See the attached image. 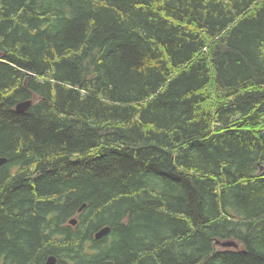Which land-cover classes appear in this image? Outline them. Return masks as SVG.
<instances>
[{"label":"trees","instance_id":"obj_1","mask_svg":"<svg viewBox=\"0 0 264 264\" xmlns=\"http://www.w3.org/2000/svg\"><path fill=\"white\" fill-rule=\"evenodd\" d=\"M0 156V264H264V0H0Z\"/></svg>","mask_w":264,"mask_h":264},{"label":"water","instance_id":"obj_2","mask_svg":"<svg viewBox=\"0 0 264 264\" xmlns=\"http://www.w3.org/2000/svg\"><path fill=\"white\" fill-rule=\"evenodd\" d=\"M32 104V100H24V101H20L18 103L15 104L14 108L17 112L19 113H23L25 112ZM6 157L4 156H0V166L3 165L6 162ZM68 223L71 225H74L76 223V219L75 218H70L68 220ZM109 230V227L105 226L103 228H101V230H99L98 232L95 233V238H100L101 236H103L104 234L107 233V231ZM232 242L230 241H225L222 243V245H226L229 246L231 245ZM46 264H59L56 262V259L54 258V256H49L46 259Z\"/></svg>","mask_w":264,"mask_h":264},{"label":"bare ground","instance_id":"obj_3","mask_svg":"<svg viewBox=\"0 0 264 264\" xmlns=\"http://www.w3.org/2000/svg\"><path fill=\"white\" fill-rule=\"evenodd\" d=\"M75 219H76V218H75ZM76 221H77V220H76ZM214 234H215V233H214ZM49 256H50V255H49ZM49 256H48V257H49ZM51 256H52V255H51ZM54 258H55V257H54Z\"/></svg>","mask_w":264,"mask_h":264}]
</instances>
